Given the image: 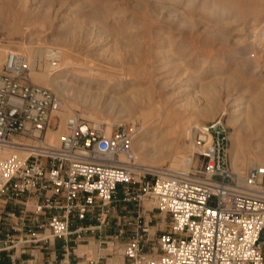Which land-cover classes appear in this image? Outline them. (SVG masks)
<instances>
[{"label":"built area","instance_id":"built-area-1","mask_svg":"<svg viewBox=\"0 0 264 264\" xmlns=\"http://www.w3.org/2000/svg\"><path fill=\"white\" fill-rule=\"evenodd\" d=\"M59 56L58 49L50 48L43 59L57 63ZM43 66L42 60L10 51L0 71V200L20 207L0 222L1 227L9 218L18 219L0 239V255L11 252L13 263L18 254H29L33 263L56 264L37 262L38 256L62 241L60 264H70L71 250L87 241L83 235L96 233L105 243L118 187L123 185L129 197V186L139 184L169 219L168 230L150 254L145 251L148 223L141 217L130 223L132 238L124 244L123 264H264V164L237 173L227 157L226 131L215 124L195 128L204 146L196 149L192 162L197 156L200 164L140 167L138 122L119 123L107 132L81 113L66 120L58 148L32 151L23 140L45 141L62 104L58 93L31 80V73ZM7 149L32 153L22 161L4 156ZM79 264L98 262L87 257Z\"/></svg>","mask_w":264,"mask_h":264},{"label":"rangeland","instance_id":"rangeland-1","mask_svg":"<svg viewBox=\"0 0 264 264\" xmlns=\"http://www.w3.org/2000/svg\"><path fill=\"white\" fill-rule=\"evenodd\" d=\"M140 1L141 0H0V47L3 46L2 49L6 51L5 56L2 58L3 62L1 63L0 71L5 64L6 54L10 51L22 53L30 59V54L24 53L22 51L23 48L41 47L45 50L50 47L69 52L73 57V61L76 63L75 65L85 63L86 60V64L90 65L89 62L94 61L93 66L101 69L105 73L110 72L107 73L108 76L114 77V74L122 76L123 69H126L127 66L130 68L135 66V64H129L131 54L135 52L139 56V52H149L147 72H152L155 76L162 77L167 81V85L160 88V85L158 87L157 84L155 85L157 88L155 87V90H153L152 87L148 88L147 83H145L147 82L146 80L140 81L142 83H132L130 82L132 77L126 76L124 78L126 84L125 88L119 91V94L128 99L143 95L141 99L142 102L146 99L147 101H145V103H161L162 108L153 106L149 110L150 116L146 119L139 116V114H136L137 116L124 117L122 113L114 112L111 115V119L118 124L119 122L124 123L128 121L138 122L137 124L140 130L138 129L137 133L136 143L138 145L136 146V151L139 157L141 144H147V147L151 150L160 148L164 152H169L177 147L181 153L185 154L187 152L185 155H190V157H192L196 149L204 145H199L195 132L191 134L189 138L185 134H181L178 130L172 128L176 123V118L180 119L183 115L188 114H194V117L196 116L197 121H199V123L197 125L195 124L193 127H209L217 124L219 128L226 131L225 134L228 142L226 148L227 157L231 165L236 163L231 160L232 158L229 152L232 147V140L230 137L232 133H235L236 126L243 127L238 133L241 138L238 137L241 143L238 141L240 144L237 146V156L241 153V155L238 156L239 158L247 154L250 150L254 152L264 151V127L259 129L256 127V125H258V119H264V58L258 61L259 64L256 63L257 61L253 62V65H259L256 69V76L251 75V73H245L241 69L237 70V68H233L232 63L228 61L232 56H234L237 61L244 60L241 54L244 42H240V40L236 43L237 41H235L237 38L238 40L240 39L239 36H236L237 31L244 28L245 30L249 29L251 34H254L261 24L257 23L251 26L252 24L250 22L246 23L247 26H245L246 24L242 19L238 21L237 24L230 26L232 33L236 35L231 38L232 41L230 40L231 42H229V45L225 46L226 43L222 41L219 42L220 40L215 42L217 39L213 40V38H211V40L212 42L214 41L215 44H211V41L207 39V37H209L207 33L209 28L208 23L206 20H204L205 22H203V20L201 21L202 18H197L200 17V15L194 10L184 11L182 7H178L177 10L179 13L181 11L184 14L186 13L185 17L182 12L180 14L177 13L178 15H173L169 14L168 10L162 9L163 3L165 2L164 0H143L142 4V1ZM157 4L159 5L158 8ZM232 8L240 12L242 17L254 18L258 13L257 16L260 15V17L264 18V0H242V3H237L233 5ZM11 13L16 15L26 13L29 15L28 20L34 24L28 30L23 25L18 27L14 24V21H8L6 19V16ZM187 15L189 17H187ZM182 17L185 19V22L187 20L188 25H185L183 19L179 22V18ZM176 18L177 21H175ZM189 18H193V20ZM181 23L183 24L181 25ZM197 23H199L198 28ZM154 31L156 34H154ZM139 32H141V34L151 32L152 34L151 38H147V41L144 42L143 40L144 44L147 42L146 47L149 48L148 51L147 48H141L139 51L135 47L129 48L126 46L132 38V40L138 41L139 39L140 41L141 34ZM162 32L163 35L160 36ZM157 34L159 38L156 37ZM240 34L243 35L244 32ZM244 38L245 37H242V39ZM233 40L235 42L234 44L232 43ZM250 41H252V38L248 39L245 44H248ZM180 55L185 57L186 61L173 63L172 60ZM200 55L205 62L202 64H192L191 62L195 60V57ZM229 55L231 56L230 58L228 57ZM116 58H122L121 60L125 61V63H120L121 65H119L116 62ZM37 59L45 62L40 70H36L37 72H43L46 68L49 69L48 67L51 65L50 62L40 57H37ZM57 63L62 64V61H58ZM190 63L192 64V68L186 67L187 64L189 65ZM209 64L211 66L215 65V67L211 68ZM228 66L231 70L229 68L226 70ZM128 67L127 69H129ZM198 70L200 72L199 75L203 76L204 80H202L203 77L194 78L196 73H199L197 72ZM217 73L219 76L221 73L223 74V78L220 77L223 79V84L222 81L218 79L216 81L219 82L217 86H214L216 88L218 87L217 89L207 88L205 85L201 86V84L206 81H211L214 77L211 78L210 76L216 75ZM226 73L228 76H226ZM229 73L232 75L234 74L233 76L239 79H235L237 81L234 83H226L229 78H233L230 77ZM219 76L217 78H219ZM30 77L33 81L32 73ZM244 78L247 82L243 80ZM118 81L119 80L114 78L111 80L112 84H108V81H105L107 85H104L103 88H108L109 95L107 93L104 97L105 100L102 98V101L100 99L95 103H112L110 98V96L113 95L111 93L112 87ZM191 81H193L194 84ZM201 90H203V92ZM200 91L202 93H200ZM58 95L62 104L60 108L53 113L54 118L51 122V130H57L61 123V118L57 115L59 114L58 112H67L68 117H71L74 113H84L83 116L93 123L96 122L89 117L91 113H96L98 116L106 118L110 115L105 104H100L99 107L97 106L99 110H96V108L90 110L87 109L83 104L84 102L80 99H77V101L76 99H72V102L75 104L71 111V115L64 107L67 99L65 97L63 98L60 94ZM70 95L72 94L70 93ZM144 95L147 96L144 97ZM258 98L259 102L256 100ZM106 99L108 101H106ZM260 104H263V109L260 107ZM167 107L170 111L169 119L166 118L167 114L165 113L164 118L162 117V111ZM205 108L212 112L208 114L209 116L207 115L209 118H206L204 112L208 110L206 109L207 111H204ZM200 109L203 110L205 116L201 115L203 113H199V111L201 112ZM102 125H104L105 128L107 127L105 124ZM107 132H110V130ZM148 132L154 135L151 136ZM64 133L65 132L62 131L61 136ZM247 138H249V140H247ZM161 144H164V147L161 146ZM186 145H189V147ZM187 147L190 150L187 149ZM238 151L241 152L238 154ZM237 159L235 157L234 161ZM138 160L139 163H142L140 159ZM166 162H162L163 164L161 163L160 167H170V164ZM200 162L201 161L197 162L196 156L192 163L200 164ZM156 167L160 168L159 164ZM233 169L235 170L234 167ZM248 169L250 168L244 169L242 172L245 173ZM236 172L239 173L238 170ZM127 191L128 190L125 189L123 185L118 187V193L111 207L112 212L106 220L105 233L102 239L105 243L102 245L100 244L99 237L96 233H87L83 235L82 238L87 241L81 242L80 245H88L90 242H95V245L98 246L97 250L85 258L79 257L76 252L71 250L69 257L71 259V264L86 262L87 257L98 262V264H120L123 259L124 244L132 238V226L130 223H134L138 217H141V221L148 223L150 243L145 248V251L146 253H153V244L168 230L169 219H166L154 208V202L149 195L145 196L144 192L140 191L139 184H132L129 186V191L131 193L129 197L125 196ZM87 223L88 222H83L81 224L86 225ZM121 231H123L122 234H120ZM262 241H264V234L262 236ZM61 243L62 241H60L59 244ZM54 248L55 246L46 252H53L55 250ZM57 254L58 261L60 262L64 258L62 255L63 252L58 251Z\"/></svg>","mask_w":264,"mask_h":264},{"label":"bare ground","instance_id":"bare-ground-1","mask_svg":"<svg viewBox=\"0 0 264 264\" xmlns=\"http://www.w3.org/2000/svg\"><path fill=\"white\" fill-rule=\"evenodd\" d=\"M141 1L140 2L142 4L143 0H141ZM164 1L165 2L163 3L164 5L162 6V9L168 10L169 14H173L174 15V14L179 13V11L177 10L178 7L179 8L182 7L184 9V11L194 10L196 13H198L200 15V17H197V18H202L201 21L203 20V22H205L204 20H206V22L208 23V26H209L208 30L205 27L206 30H207V33L209 35V37H207V39L211 41V44L212 43L215 44V42L220 40L219 42L222 41V42L226 43L225 46L229 45V42L232 41L231 38L234 35H236V34L232 33V30L230 29V26H232L234 24H237L238 21H240L242 19L244 20L245 24L251 22V24H252L251 26H254L257 23L261 24V26H259L257 28V30H256V32L254 34H251V31L249 29L245 30L244 28L239 29L237 31V35L236 36H239L240 39L238 40V38H237V40H235V41H237L236 43H238V41H240V40H241L240 42H244L243 48L241 47L242 48L241 49V54L244 57V60L237 61L234 56H232V57L230 55L228 56L229 58L231 57L228 61L230 63H232V67L233 68H237V70L241 69L245 73H248V74L251 73V75H255L256 76V69L259 67V65L258 66L253 65V62L257 61L256 63H258V61H260L261 59L264 58V18L260 17V15L257 16L258 13L256 14V16L254 18L242 17L240 12L235 11L232 8L233 5H235L237 3H239V4L242 3V0H164ZM153 7H154V5H153ZM158 7H159V5L157 4V8ZM242 7H243V5H242ZM141 8H144V7H141ZM183 14H182V16H183ZM185 15H186V13L184 14V16ZM28 17H29V15L26 14V13H24V14L20 13L18 15L11 13V14L6 16V19L8 21H10V20L14 21V24L17 25L18 27H21L23 25L28 30L34 24V23H32V22H30L28 20ZM187 17H189V16L187 15ZM138 19H140V18H138ZM138 19H137V21H138ZM174 19H175V17H174ZM179 19H180V21H179ZM179 19H178V21L181 22V19H183V17L179 18ZM189 19L193 20V18H189ZM184 20L185 19H183V22L185 23V25H188L187 20H186V22ZM26 21H28V22H26ZM175 21H177V18H176ZM196 22H198V21H196ZM199 23H200V20H199ZM199 23H197V25H198L197 28L199 27ZM140 24H141V21H140ZM182 24L183 23H181V25ZM194 25H195V23H194ZM191 26H193V25H191ZM205 26H207V25H205ZM245 26H247V24ZM142 27H143V25H142ZM155 28H157V27H155ZM178 28H179V26H178ZM153 30H154V28H153ZM243 32H244L243 35L240 34V33H243ZM139 33L141 34V32H139ZM140 34H137V35H140ZM154 34H156L155 31H154ZM151 35H152L151 32H146L144 34H141L140 41L138 39L139 36L137 38L138 41L132 40L133 38L131 37L132 39L131 40L129 39L130 41L126 44V46L129 47V48L135 47L139 51L141 50V48H147V51H148L149 48L146 47L147 46L146 45L147 42L145 44H144V42L147 41L148 37L151 38ZM162 35H163V32H162V34H160V36H162ZM158 36L159 35L157 34L156 37H158ZM242 37H245V38L242 39ZM211 38H213V40H215V39H217V40H215V42L214 41L212 42ZM250 38H252V41H250L248 44H245V42L247 43L248 39H250ZM141 39H142V42H141ZM143 40H144V42H143ZM232 43L233 44L235 43L234 40H233ZM241 44H243V43H241ZM181 45H182V43H181ZM183 45H184V43H183ZM196 46H198V45H196ZM187 47H189V46H187ZM2 48H3V46L0 47V66H1V63L3 62L2 58H3V56H5V53H6V51L4 49H2ZM5 49H7V48H5ZM49 49H50V47L45 49V50L43 48H41V47H34V48H23L22 51L24 53L30 54V60L31 61H35V60H37V57H40V58L45 57V54H46L47 50H49ZM179 49H181V48H179ZM58 50L60 51L59 61L60 62L62 61V64L51 63V65H50V67L52 66L51 68L48 67L49 66V64H48L47 67L49 69L46 68V70H44L43 72L33 71L32 72V77H33V81L36 84H38L40 86H43V87H46V88H51L54 91H56L58 94H60L63 98L65 97L67 99V101H66V103H65L66 105L64 107H65V109L68 112L71 113V111L73 110L74 104H75V103L72 102V99H76V101H77V99L82 100L84 102L83 104L87 107V109H90V110H93L95 108H96V110H99V109H97V106L99 107L100 104H105V107H107V110H108V112L110 114V115H108L107 118L98 116L96 113H91V115L89 117L92 118V120H94V122H96V124H98V125H102V124L107 125V127H106L107 129L106 130L107 131L108 130L111 131L112 127L114 125L118 124L116 121H113V119H111V115L114 112L122 113V116L124 115V117L133 116V115L139 114V116H141V117L146 119V118H148L150 116L149 115V113H150L149 110L153 106H158V107L162 108V104L161 103H145V101H147L146 99H145V101H143L144 102L143 103L141 101V99L143 98L142 97L143 95L142 96L140 95L141 98L138 95L137 97H132V99H128L125 96H122L121 94H119V91H121L122 89L125 88L126 84L124 82V78L126 76L132 77V80L130 81L132 83H134V82L136 83V82H140L142 80H146L147 82H145V83H147L148 88L152 87L153 90H155V87H156L155 85H157V84H158V87L160 85V88H162L163 86L167 85V81H165L162 77L155 76L154 73H152V72H147V64H148L149 55H150L149 52H145V53H143V52H141V53L139 52L138 53L137 52L139 54V56L134 52L133 54H131V57H130V60H129V64L130 63L131 64H135V66L133 65L134 67H131V68L127 66L129 69H127V67H126V69H123L122 70V73H123L122 76L114 74V77H110L107 74V73H110V72L105 73L101 69H98L95 66H93V62L94 61L93 62H89L90 65L86 64L87 60L85 61V63H80V64L75 65L76 63L73 61V57H72V55L69 52L64 51V50H60V49H58ZM182 54H183V52H182ZM218 54H219V52H218ZM233 54H235V53H233ZM195 55H197V54H195ZM228 57H227V59H228ZM219 58H220V55H219ZM121 59L122 58H120V59L116 58V62L119 65L125 63V61H123ZM172 61H173V63L174 62L175 63L183 62V61H186V58L182 57L180 55V56L174 58ZM204 62H205V60L200 55V56H196L195 60L193 62H191V63L192 64L193 63H195V64L201 63L202 64ZM191 63L189 65L187 64L186 67H191L192 68V66H191L192 64ZM212 67H215V65L211 66V68ZM228 68H229V66L227 67L226 70H228ZM233 71H236V70H233ZM197 72H199V70ZM218 73L216 75L210 76L211 78L212 77H214V78L211 79V81L209 80V82L206 81L205 83L201 84V86L205 85L207 88H216L214 86L215 85L217 86V83H219V82H216L217 79L219 81L223 80L222 79L223 78L222 77L223 74L221 73V75L219 76ZM223 73H224V71H223ZM199 74H200V72L198 74L196 73L194 78L203 77V76H200ZM229 75H230V77H233V78H229L228 82H226V83H231V82L234 83V82H236L239 79V78L238 79L235 78L233 76L234 74L232 75V74L229 73ZM235 75H237V74H235ZM218 76H219V78H217ZM226 76H228V74ZM220 77H222V78H220ZM113 78L117 79L119 81L116 84H114L113 87H112V92L111 93L113 95L111 94L112 96H110V98L112 100V103H95V102H97L100 99L102 101V98H104L105 95H107L108 88H103V86L107 85V83L110 84L111 80H113ZM225 78H227V77H225ZM139 79H141V80H139ZM235 79H237V80H235ZM202 80H204V77L202 78ZM205 80H206V78H205ZM243 80H245V78ZM105 81H108V82L105 83ZM245 81L247 82V80H245ZM191 82L193 83V81H191ZM215 82H216V84H215ZM140 83H142V82H140ZM222 84H223V81H222ZM227 85H229V84H227ZM107 87H109V86H107ZM219 89H221V88H219ZM199 90H200V88H199ZM203 90H201V91L203 92ZM201 91H200V93H202ZM147 92H149V91H147ZM70 93L72 95H70ZM145 94H147V93H145ZM108 95H109V93H108ZM147 95H144V97H146ZM202 95H204V94H202ZM104 100H105V98H104ZM256 100H258V102H259V98L256 99ZM106 101H108V100L106 99ZM252 101H254V100H252ZM151 102H154V101H151ZM262 105L260 104L261 108H262ZM263 107H264V105H263ZM206 109L207 108H205L204 111L208 110V109L207 110ZM200 110H201V112L199 111V113L200 114L203 113V110L202 109H200ZM58 113L59 114H57V115L60 116L61 123H60L59 128L57 130L48 129L47 135L45 137V141L40 142V141L23 140L24 145L34 147L35 149H33L32 151H38V148H43V147H48V146H51V147H54V148H58L60 146V141H61V137H62L61 136V132L62 131L66 132L65 123H66V120L69 118L67 112L66 113L58 112ZM162 113H163V115H162L163 118H164V113H165V114H167L166 118L169 119L170 111L168 110V107L166 109H164L162 111ZM204 113L206 114V118H209L208 114H210L212 112L210 110H208L207 112H204ZM204 113L201 114V115L203 116ZM82 114H84V113H82ZM71 115H72V113H71ZM131 122H135V121H131ZM257 122H258L257 123L258 125H256V127L258 129L264 127V119H258ZM198 123H199V121H197V117L196 116L194 117V114H188V115H183L182 118H180V119L176 118V123L174 125L175 128L174 127H172V128L178 130L181 134H185L186 136H188L190 138L191 134H194V132H195L194 129L195 128H199V127H193L195 124L197 125ZM241 129H243V127H241V126L237 127L236 126L235 127V133L231 134L230 139L232 140V147H231V149L229 148L230 149L229 152H230V155H231V158H232L231 160H233V162H236V163L232 162L233 163L232 165L235 168V170L237 169L239 171V174H245L247 172V170H246L245 173H243L242 171L244 169L254 167V166L258 165V164L259 165L264 164V151L254 152V151L250 150V151H248L247 154H244L245 153L244 152L243 153L244 155H242L239 158L238 156L241 155V153L239 154V152H241V151H238L239 155L237 156V150H238L237 146L241 143L239 141L240 135L238 134ZM150 132H148V133H150ZM153 135L151 134V136H153ZM249 138H247V140H249ZM136 139H137V136H136ZM211 139H212L211 136H209L208 139H207L208 140L207 147H209V148H211V144H212V142H211L212 140ZM192 141H194V140H192ZM248 143H250V142H248ZM137 145L138 144L135 142V149H136ZM163 145L164 144H161V146H163ZM186 146L189 147V145H186ZM188 147H187V149H189ZM166 148H167V146H166ZM154 149L153 150L149 149L147 147V144L146 145L145 144H141V146H140V157L137 154L138 155V159H140L141 162H142V163H139L140 167H148V168L155 169V168H158V167H156V166H158V164H159V167H160L161 163L162 162L164 163L167 160L166 163H169L170 164V168H172V169H187L188 166L191 165V163H192V157L193 156L190 157V155H185L187 152L185 154L181 153L179 151V148H177V147L172 149L169 152H164L160 148H157L155 150ZM240 149H243V148H240ZM2 153H3L4 156H17L20 160L24 161L31 155L32 152L31 151H17L15 149H7V150L2 151ZM235 157H236V159L238 157V159L236 161H234ZM97 247L98 246L95 245V242H90L88 245H80L76 249V253L79 255V257H83L85 255H91L97 250ZM120 264H123V259H122Z\"/></svg>","mask_w":264,"mask_h":264},{"label":"crops","instance_id":"crops-1","mask_svg":"<svg viewBox=\"0 0 264 264\" xmlns=\"http://www.w3.org/2000/svg\"><path fill=\"white\" fill-rule=\"evenodd\" d=\"M19 208H20L19 206L15 205L13 203L6 204L5 201L0 200V222L3 220H7V216L10 213H18ZM17 223H18V219L13 217V218L8 219V223H7L8 225H6V226L1 225V227H0V239L4 237L6 230L10 229L11 226H15ZM263 234H264V232H263ZM59 243L60 242L55 243V245H54L55 250L53 252L41 253L38 256L37 262L42 261V260H47V261H56V264H60V262L62 263L63 259L60 262L58 261L57 252L58 251L64 252V249L61 247V244H59ZM263 243H264V241H263ZM51 248H53V247H51ZM74 252H76V251H74ZM11 255H12L11 252L2 253L0 255V264H37V263H33V261L30 259L29 254H26V255L18 254L16 262L13 263L12 259H11ZM70 262H71V259L69 258V263Z\"/></svg>","mask_w":264,"mask_h":264}]
</instances>
